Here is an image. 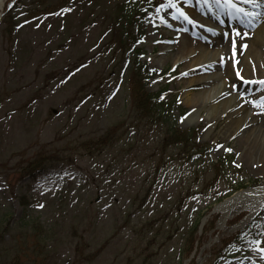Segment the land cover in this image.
Instances as JSON below:
<instances>
[{"label": "rangeland", "instance_id": "obj_1", "mask_svg": "<svg viewBox=\"0 0 264 264\" xmlns=\"http://www.w3.org/2000/svg\"><path fill=\"white\" fill-rule=\"evenodd\" d=\"M125 1L73 0L25 22L11 37L0 21V264H197L199 257L205 264L223 240L248 232L245 225L252 220L263 226L260 236L248 240L244 233L221 264H264L252 243L260 240L264 247V207L244 205L224 220L221 211L209 214L263 179L238 151L248 132L231 134L227 110H213L207 99L193 109L192 98L206 97L216 80L187 90L197 76L183 77L174 63L180 57L159 49L175 45L180 29L188 27L201 34L236 27L252 38L264 28V6L255 9L262 14L249 26L223 14L221 24L198 3L191 14L181 3L196 17L194 27L172 20L168 9L157 14L165 0H137L149 3L138 28L143 37L128 49L118 18ZM138 55L155 72L146 91L161 93L171 115L162 123L136 126L132 88ZM222 69L218 65L210 73ZM229 82L251 108L264 96L258 83L237 77ZM171 126L191 130L195 144L206 150L189 159L181 147L163 148ZM111 128L110 142L95 145ZM38 154L53 161L28 180L25 165ZM220 159L223 178L214 167ZM250 197L237 196L232 207Z\"/></svg>", "mask_w": 264, "mask_h": 264}, {"label": "bare ground", "instance_id": "obj_2", "mask_svg": "<svg viewBox=\"0 0 264 264\" xmlns=\"http://www.w3.org/2000/svg\"><path fill=\"white\" fill-rule=\"evenodd\" d=\"M4 3L5 0H0V13ZM237 3H239L240 7L252 11L251 5L243 4L240 0H237ZM197 6V0H192L191 4L186 6V9L192 14L195 13L194 8H197ZM198 7L202 9L201 5ZM168 10L167 15L171 13V9ZM220 16L221 18L219 17V19L223 20L222 15ZM194 18L192 19L197 22L195 16ZM186 29L187 31H183L180 34L175 45H161L159 47L161 53L166 56L168 52L174 51L180 57L178 59L176 58L174 62L175 66L182 67L183 73H186L183 77L197 76L196 78L189 79L187 90L196 87H205L216 80V87L206 97L204 95H198V97L192 98V108H200L201 103H199V99L201 98L202 102L206 99L209 100V103L214 105L213 110H216L219 106L223 110H227L231 120L229 125L231 134H234L240 129H245L248 132L246 136H243L244 138L238 151L243 150V157L250 159L255 164L257 172L263 178L257 188L243 192L244 194L251 195L249 201L232 207L231 202L237 196L243 194L240 193L235 198L216 207V209L222 212V219L224 220L232 213L243 208L244 205L252 208L264 207V111L258 107H254V105L251 108L244 104L241 96H238L237 92L233 90L234 87L232 88L233 85L229 82V79L236 78V69L231 66L228 60L232 55V33L234 29L236 30L238 28L222 27L215 35L211 32L201 34V32L194 30L192 27ZM238 32L241 34L244 33L240 30ZM224 33H227L228 36L225 37ZM236 39L238 48L241 43L248 45L242 54L239 51L237 53V58L240 61L237 67L243 69L241 75L250 81L264 79V28L256 30L252 38L244 37L241 40L240 37H236ZM208 49L214 51L212 55L206 54V50ZM222 56L225 58L223 71L220 73L215 72L212 75L210 72L216 70L218 65H222L219 63V59ZM259 101L260 99L257 102ZM249 264L252 263L249 262Z\"/></svg>", "mask_w": 264, "mask_h": 264}, {"label": "trees", "instance_id": "obj_3", "mask_svg": "<svg viewBox=\"0 0 264 264\" xmlns=\"http://www.w3.org/2000/svg\"><path fill=\"white\" fill-rule=\"evenodd\" d=\"M72 1L73 0H8L4 7L1 22L6 25L5 32L11 37V35H13V33L25 22L45 17L55 10L57 11L68 6ZM148 4V2L128 0L124 3L122 2L121 6L118 7V11L120 12L118 18L122 30V44L124 48L135 49V46L141 42L143 33L142 31H138V28L142 24L140 18L146 14ZM9 5H11V7H9ZM139 59L140 56L138 55L134 62V68H138L139 74L134 76L135 85H133L132 88L134 114L139 120L136 122V126H139V124L155 125L162 123L163 117L166 120L171 117V115L165 112L166 107L162 105L163 101L160 93L146 91V84L155 72L145 64H142ZM191 133V130L183 131L178 129L177 126H171L161 146L163 148L164 146L181 147V152L183 151L185 155L191 159L197 153L206 150L195 144ZM113 135L114 130H112V128L108 129L98 138L95 145H107ZM52 161L53 159L49 158L44 160L41 154L34 156L25 165V175L29 180L34 181L39 172L47 167L49 169V164H51ZM214 167L216 172L219 171V177L223 178L225 176V163L220 159L214 164ZM217 178L218 177H214V179ZM255 221L256 220H252L245 225V228H248V232L239 230L232 237L223 240V245L213 252V257L210 261L208 259L205 264H221L225 258H229L231 246L240 244L244 233H249L248 240L254 239L256 236L259 237L260 230L263 226ZM33 228L35 229L36 227ZM42 237L44 238L45 236L43 235Z\"/></svg>", "mask_w": 264, "mask_h": 264}, {"label": "snow or ice", "instance_id": "obj_4", "mask_svg": "<svg viewBox=\"0 0 264 264\" xmlns=\"http://www.w3.org/2000/svg\"><path fill=\"white\" fill-rule=\"evenodd\" d=\"M192 0H165L164 3L160 4L159 7H157L156 12L157 14L160 13L161 9H171V19L174 21H183L187 24L193 25L194 27L197 26V22L193 20L188 13L184 11V8L181 7V3L185 6L190 5ZM243 4L251 5L253 11H249L246 8L240 7L239 3H237V0H197V3L200 4L203 7H207L209 11L213 12V15L216 19L219 20L220 15H228L230 17H236L241 19L242 21L246 20L247 25L254 26L255 19L260 16L262 13L255 11V9L260 8L264 5H262L261 0H240ZM11 7V5H9ZM214 9L216 11H214ZM161 23L166 24L168 27H171L172 25L167 24V21L160 17ZM220 23H223V20H220ZM200 27H204L203 25H199ZM183 31H187V29H180ZM208 32H211L213 35L216 34L215 30L213 28H206L205 29ZM179 31V30H178ZM225 37L228 36L227 33H224ZM248 33L244 32L241 34L240 32L233 30L232 33V39H231V45H232V55L229 58L228 62L231 64V66L236 69L235 75L238 79H240L244 83H258L261 86H264V79L258 80V81H250L246 78H244L241 73L243 71L242 68L237 67L240 63V61L237 58L238 51L242 54L243 50L247 49L248 45L246 43H241L239 45V48L237 47V39L236 37H240L241 40H243L244 37H248ZM220 64L225 63V58L222 56L219 59ZM181 75H186V73H181ZM234 87H236L234 85ZM254 107L260 108L262 111H264V96L261 97L260 101H252ZM183 122V118H182ZM220 148H223V146H218ZM226 151L231 152L232 149H224ZM239 155V154H237ZM237 167L239 165L237 164ZM39 207H43V205H39ZM256 247L253 249L254 251L261 254V258H264V247H260L262 241L255 240L252 242Z\"/></svg>", "mask_w": 264, "mask_h": 264}, {"label": "water", "instance_id": "obj_5", "mask_svg": "<svg viewBox=\"0 0 264 264\" xmlns=\"http://www.w3.org/2000/svg\"><path fill=\"white\" fill-rule=\"evenodd\" d=\"M0 17H1V15H0ZM224 202H225V201H224ZM224 202H223V203H224ZM223 203H221V204H219V205H222ZM203 221H204V219L202 220V222H203Z\"/></svg>", "mask_w": 264, "mask_h": 264}]
</instances>
